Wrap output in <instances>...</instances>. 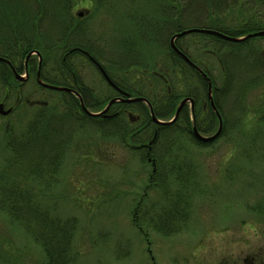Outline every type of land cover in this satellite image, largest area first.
I'll list each match as a JSON object with an SVG mask.
<instances>
[{
  "label": "trees",
  "instance_id": "1",
  "mask_svg": "<svg viewBox=\"0 0 264 264\" xmlns=\"http://www.w3.org/2000/svg\"><path fill=\"white\" fill-rule=\"evenodd\" d=\"M69 1L43 0L44 5L27 16L23 10L14 9L10 0H0V57L22 64L28 52L37 51L42 71H53L55 75H60L77 73L83 66V61L75 58H78L75 52H68L71 48H80L102 66L125 94L146 99L153 115L164 123L154 122L148 106L141 101L114 102L105 114L90 115L83 111L77 99L59 96V90L50 88L48 90L54 91L56 98L43 100L36 105L32 103V106L23 102L25 107L33 108L24 128L18 131L6 129L5 148L11 154L6 161H2V169L17 168L31 175V180L49 186L57 181L55 175L69 148V140L75 132L88 127L86 129L96 132L98 139L119 141L143 165L150 166L143 194L133 207V213H136L133 214L134 225L142 224V217V221H147L152 230L163 235L173 234L184 226L189 207L187 197L193 192L195 180L191 162L180 154L178 140L183 136L188 137V141L200 146H209L215 140L201 142L194 138L190 131L188 103L181 107L172 122L167 121L185 97L192 98L193 115L197 127L204 128L203 132L211 131L215 117L206 96V81L170 48L169 39L175 33L190 28L186 25V21H189L187 17H182L185 8L196 12L191 20L201 21L197 28L214 30L229 37L241 38L264 30V12L255 8L264 5V0H257V6L232 0L226 16L216 12L221 6H211V0H159L156 18L151 19L143 13L129 15L132 25L122 35L105 43L96 39V45L85 35L87 26L84 19L88 16L77 20L70 11ZM97 1L110 9L117 0ZM145 1L142 0V3ZM151 1L148 0L149 3ZM232 10H237V13L234 15ZM49 17H53L59 25L56 31L48 35L40 30L39 22ZM26 24L28 27L24 28ZM262 37L264 35L229 40L194 32L174 41L176 49L208 77L213 104L222 114V132L231 129L229 125L235 122L226 119L225 108L237 109L239 92H244L249 84H253H248L245 77H257L254 78L259 79L257 82L264 80V47L254 43ZM195 45L200 48H191ZM198 49L216 60L219 76L213 75L204 61L192 56L193 51ZM157 52L161 57L159 63L155 58ZM33 58L36 60V57ZM0 66L3 67V62ZM1 72L4 71L1 69ZM2 78L6 82L0 81L1 93L5 85L14 88V84H18L13 77ZM46 78L54 81V85H60L71 82L73 77ZM97 82L96 92L81 84L83 105L95 113L117 95L108 85ZM85 93L89 97H84ZM200 119L205 122L203 126L199 125ZM169 178L178 183L176 189L167 185ZM16 180L14 177L0 181V208L40 243L42 257L36 264H75L78 253L73 247L72 236L76 222L59 216L54 205L51 208L42 206L41 199L39 201L38 195L30 186L28 188V183L24 187L15 186ZM189 188L192 192H189ZM149 191L159 193V197L151 199Z\"/></svg>",
  "mask_w": 264,
  "mask_h": 264
},
{
  "label": "rangeland",
  "instance_id": "2",
  "mask_svg": "<svg viewBox=\"0 0 264 264\" xmlns=\"http://www.w3.org/2000/svg\"><path fill=\"white\" fill-rule=\"evenodd\" d=\"M10 1L14 9L23 10L27 16L44 5L43 0ZM239 1L254 6L258 3ZM69 2L77 20L88 16L84 19L87 26L84 31L95 45L96 39L105 43L122 35L132 25L129 15L143 13L154 19L159 13V0L150 3L117 0L110 9L97 0ZM231 2L211 0V6H221L216 12L226 16ZM255 8L264 12V5ZM232 11L234 15L237 13ZM78 12L82 14L80 17L76 16ZM194 12L190 8L182 12L190 28L201 24L200 20H191ZM39 23L40 30L48 35L59 25L53 17ZM27 27L26 24L24 28ZM254 43L264 47V37ZM193 52L194 58L204 61L211 73L219 76V66L213 57L201 53V49ZM158 54L155 58L159 63ZM83 63L78 71L88 77L81 79L90 85L97 82V72L88 67V62ZM48 75L55 74L52 71ZM254 78L257 79L245 77L248 84H253L239 92L238 108H225L226 119L235 120L229 125L231 129L221 130L209 146L197 145L184 136L178 140L180 154L191 162L195 180L193 192L189 188L192 194L187 197L189 207L184 226L173 234L152 230L142 217V224L134 225L133 207L143 194L150 166L143 165L119 141L98 139L96 132L88 127L75 132L69 140V148L55 175L57 181L49 186L31 180V175L17 168L2 169V161L11 154L5 148L6 129L24 128L33 113V108L25 107L23 100L9 116L0 115V181L16 177L15 186L24 187L28 183L42 206L54 205L59 216L76 222L72 236L78 253L75 264H264V80L257 82L259 79ZM33 81L31 78L22 87L24 92L35 91ZM32 99L49 100L48 93L36 89ZM217 127L214 120L211 131L201 134L209 136ZM167 183L169 188L178 187L170 178ZM149 196L157 199L159 193L149 191ZM41 257L42 247L37 239L0 208V264H36Z\"/></svg>",
  "mask_w": 264,
  "mask_h": 264
},
{
  "label": "flooded vegetation",
  "instance_id": "3",
  "mask_svg": "<svg viewBox=\"0 0 264 264\" xmlns=\"http://www.w3.org/2000/svg\"><path fill=\"white\" fill-rule=\"evenodd\" d=\"M76 16L80 17L81 15H79V12L76 13ZM80 48H71L69 49L68 52H75L76 55L78 56L75 57L77 60H82L83 62H88V67H90L92 70H94L95 72H97V76L98 82L97 83H101V84H106L108 85L111 89H113L115 91V93L117 95L113 96L112 98L116 97V98H124L125 97V92L123 90H121L119 87L116 86V84L111 80L110 76L104 71V69L102 68V66L95 61L97 64H99L101 66V68L103 69L104 73L106 74L107 77H109V79L111 80V82L116 86L115 88L113 86H111L105 79H104V75H102V73L98 70L97 66L95 63H93V61L90 59V56L85 54V52H83L84 50H82ZM30 53V52H28ZM35 55L37 57V59L34 61V59H32V55ZM28 55V54H27ZM24 58L23 62L21 65H19L17 67V64L15 62H10L9 60L6 59V61H1L3 62V67L0 66V81L6 82V80H4L2 77H13L14 81H16L18 84L15 86L14 84V88H12L11 86L5 85L6 87H4V92L1 93V97H0V103H2L3 105V109H8L11 108L10 112H8L6 115H1L2 117H7L9 116L16 108V106L20 103L21 100H23V102L27 105H33L32 103H34V105H36L38 102H41L40 100H31L32 96L34 95V93H36V89L39 90L40 92L46 91V93H48V98L52 99V98H56L55 93L50 92L48 89V87H45L43 85H41L38 80H41L42 82L46 83V84H50V85H54V81H51L49 79H47L46 77H73L71 79V82H67L66 84L61 83L60 85H54V86H58L61 87V89L59 90V96H72L75 99L78 100L79 105H83L82 102V95H81V88H83L81 86L82 85H86L89 89H92V91L96 92V82L92 83L91 85L89 83H85L84 81H82L81 77H88L87 75H84L82 73H80V71H78L77 73H61L60 75H48V73H44L42 71V66H41V62H40V57L38 55V53H34L31 52V54L27 57ZM92 58V57H91ZM93 59V58H92ZM94 60V59H93ZM0 62V63H1ZM85 64H83L84 66ZM82 66V67H83ZM1 69L4 72H1ZM15 77H22L23 79L21 80H17ZM75 77V78H74ZM33 78L34 81V87L35 88L34 92H32V90L30 91H26L24 92V90L22 89V87L31 79ZM101 79V81H100ZM84 85V86H85ZM102 86V85H101ZM7 88V92H5ZM84 97H89V95H87L85 93ZM11 99H13V101H11ZM192 99V98H190ZM121 101V100H119ZM193 101V100H192ZM118 102V101H116ZM209 102V101H208ZM213 102V101H212ZM193 105L194 102L192 103V107L189 104V115H190V131L192 133L193 131V127L201 134L204 133L203 129L204 128H200L197 127V123H196V118L193 115ZM84 106V105H83ZM85 107V106H84ZM82 108V107H81ZM86 108V107H85ZM87 109V108H86ZM215 120L218 124V117L215 113V111L212 110V108L210 107ZM216 109V107H215ZM217 110V109H216ZM217 112L220 115L221 118V122H222V114L217 110ZM95 113V112H93ZM126 114H128L126 112ZM205 124L203 119H200L199 121V125ZM221 130H222V123H221ZM221 133V131H220ZM193 135V133H192ZM202 135V134H201ZM205 136V135H203Z\"/></svg>",
  "mask_w": 264,
  "mask_h": 264
},
{
  "label": "water",
  "instance_id": "4",
  "mask_svg": "<svg viewBox=\"0 0 264 264\" xmlns=\"http://www.w3.org/2000/svg\"><path fill=\"white\" fill-rule=\"evenodd\" d=\"M79 14H81V13H79ZM192 32H201V33L213 34V35H216V36H218V37H220V38H223V39L238 40V39H241V38H250V37L262 36V35H264V30H260V31H256V32L250 33V34H248V35H246V36H243V37H241V38H234V37H229V36H227V35H225V34H222V33H220V32H217V31H214V30H210V29H204V28H188V29L182 30V31H180V32H178V33H176V34H174V35L170 38V40H169L170 48L173 49L175 52H177V53L183 58V60H184L185 62H187V63H188L189 65H191L192 67H194V68H195V69H196V70L202 75V77H203L204 80L206 81V86H207L206 96H207V99H208V101H209V105H210V107L212 108L213 111H215V113H216V115H217V117H218V127H217V130H216L212 135H209V136H202V135H201V134H200V133L194 128V127H193V131H192V133H193L194 138H195L196 140H198V141H201V142H211V141L215 140V139L219 136L220 131H221V123H222V122H221L220 115H219V113L217 112V110L215 109V106H214V104H213V102H212V98H211V84H210V81H209L208 77H205V74H203L198 68H196V67L194 66V64H192V63L189 61V59L186 58L181 52H179V51L176 49V47L174 46V40H175L176 38H178V37H180V36H183V35H185V34L192 33ZM34 53H37V52H34ZM30 54H31V52L28 53L27 57H28ZM90 59L93 61V63L96 64L98 70L102 73V75L105 76L104 79H105V80H106L111 86H113V87L115 88L116 86L111 82V80L109 79V77L106 76V74L104 73V71H103V69L100 67V65L97 64L92 58H90ZM3 60H5V59H3V58L0 57V61H3ZM5 61H6V60H5ZM15 78H16L17 80H21V79H23L22 77H15ZM38 82H39L41 85H43V86H45V87H48V88H51V89H55V90H60V89H61V87L54 86V85H50V84H46V83L42 82L41 80H38ZM124 95H125L124 98H116V97L111 98V99L107 102V104H106V105H105V106H104L99 112H97V113L89 112V111H88L83 105H81V107H82L83 111L86 112L87 114H90V115H92V114H93V115L96 114V115H97V114H105V112L108 110V108L110 107V105L113 104V103L116 102V101H119V100H121V101H125V102L141 101V102L145 103V104L148 106V109H149V111H150V115H151V119H152L154 122H156V123H164L163 121L158 120V119L153 115V113L151 112V107H150V105H149V103L147 102L146 99H144L143 97H129L127 94H124ZM187 101H189L190 106L192 107V103H193L192 99L187 98V97L183 98V99L178 103V105H177V107H176V109H175V111H174L173 117L171 118V120L167 121V123L172 122V121L177 117V115H178V113H179L181 107H182ZM10 110H11V108L3 109V105H2V103H0V114H1V115H6L8 112H10Z\"/></svg>",
  "mask_w": 264,
  "mask_h": 264
}]
</instances>
